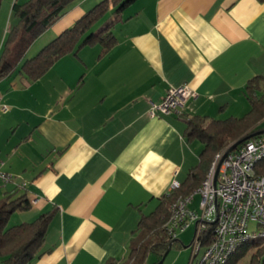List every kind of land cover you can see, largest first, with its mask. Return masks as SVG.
I'll list each match as a JSON object with an SVG mask.
<instances>
[{
    "label": "crops",
    "instance_id": "crops-1",
    "mask_svg": "<svg viewBox=\"0 0 264 264\" xmlns=\"http://www.w3.org/2000/svg\"><path fill=\"white\" fill-rule=\"evenodd\" d=\"M95 1L70 5L22 63ZM123 15L107 52L83 47L35 82L18 69L0 80V172L17 186L27 183L19 191L0 180V200L13 194L30 201L11 216L13 226L53 213L33 264L126 262L142 216L199 162L202 144L186 138V119L243 117V90L264 75L258 0H139ZM183 85L196 94L188 113L149 117L170 87ZM180 244L176 238L171 250Z\"/></svg>",
    "mask_w": 264,
    "mask_h": 264
},
{
    "label": "trees",
    "instance_id": "trees-1",
    "mask_svg": "<svg viewBox=\"0 0 264 264\" xmlns=\"http://www.w3.org/2000/svg\"><path fill=\"white\" fill-rule=\"evenodd\" d=\"M75 1L29 0L21 5L14 3L12 14L16 24L7 32L0 54V80L18 69L29 82H35L60 58L75 55L83 47L100 46L103 52H107L116 44V25L125 21L123 14L139 0H102L71 28L22 63L34 41L59 21ZM258 1L264 4V0ZM1 3L2 0L0 6ZM102 19H105L102 28L93 31V27ZM243 94L249 110L241 118L215 120L191 116L186 119V138L202 144L198 164L188 172L178 189L163 195L155 210L142 216L127 261H110L107 264H145L149 255L156 257L154 264H157L170 244L173 243L171 248L176 244V239L171 240L164 229L176 201L194 194L202 186L216 154L234 143L241 142V146L264 135H255L264 131L258 128L264 122V75L252 78ZM254 170L256 175L264 177V160L255 164ZM29 208L30 201L25 195L15 198L13 194L7 195L0 202V264H33L43 254L46 230L53 213L44 214L32 223L8 227L14 213ZM245 257H248L247 264H264V239L241 241L225 264H239Z\"/></svg>",
    "mask_w": 264,
    "mask_h": 264
},
{
    "label": "built area",
    "instance_id": "built-area-1",
    "mask_svg": "<svg viewBox=\"0 0 264 264\" xmlns=\"http://www.w3.org/2000/svg\"><path fill=\"white\" fill-rule=\"evenodd\" d=\"M196 94L187 85L170 87L159 104H152L148 115L186 114ZM216 154L202 186L192 195L179 198L164 229L171 240L195 224L190 264H225L243 240L264 239V177L254 166L264 160V135L238 146L225 158L228 149ZM224 158V159H223ZM0 180L14 183V178L0 172ZM22 189L27 183H20ZM179 188L174 183L170 191ZM199 209H191L195 196ZM37 200L32 201L36 204ZM258 227L253 234L249 225ZM202 253L199 261L198 255Z\"/></svg>",
    "mask_w": 264,
    "mask_h": 264
},
{
    "label": "rangeland",
    "instance_id": "rangeland-1",
    "mask_svg": "<svg viewBox=\"0 0 264 264\" xmlns=\"http://www.w3.org/2000/svg\"><path fill=\"white\" fill-rule=\"evenodd\" d=\"M15 1L16 0H12L13 3H15ZM19 1H20L19 3L22 2V0H19ZM27 1H29V0H26L24 2L26 3ZM84 1H87V0H84ZM100 1H102V0L95 1V3H93V5L88 10L93 8ZM5 2H6V0H2V3H1L2 6H0V41L2 42V38L4 37L3 38V40H4L3 46L5 45L6 38H7V28L9 27V29H8V31H9L13 27V22H14V20H13L14 17L9 15L10 14L9 8L6 9V6L5 7L3 6ZM7 2H9V0ZM24 2H23V4H25ZM129 11H131V10H129ZM112 19H115V17H112ZM104 23H105V19H102L98 24H96L93 27V31H96V30H99L100 28H102ZM39 44L40 43L37 44L35 49L33 48L32 51L28 53V56H27L28 58L35 56L37 54V52H39V50L41 49V47H38ZM36 48H37V51H36ZM38 48H40V49H38ZM3 49H4V47H3ZM13 184H14V187L21 188L20 186L16 185L17 183H13ZM19 191H22V188ZM2 201L3 200H0V202H2ZM199 202H200V198H199V196L196 195L194 197L193 206H191V208L196 209V210L199 209ZM15 217L16 216H13L9 220L8 227L13 226V223L15 221ZM249 226H250L249 227L250 234H253L252 229H253V231H257V229H258V227L253 225V224H250ZM194 232H195V224L191 223L186 230H184L181 233H178L177 238H178V240L181 241V244H180L181 246H179V248H173V250H170V252L166 256L163 264H190L191 263V261H192V241H193V237H194ZM201 257H202V253H200L198 255L195 262L199 261L201 259ZM153 261H154V256L150 255L147 257L145 264H153ZM247 263H248V257H245L241 262H239V264H247Z\"/></svg>",
    "mask_w": 264,
    "mask_h": 264
},
{
    "label": "water",
    "instance_id": "water-1",
    "mask_svg": "<svg viewBox=\"0 0 264 264\" xmlns=\"http://www.w3.org/2000/svg\"><path fill=\"white\" fill-rule=\"evenodd\" d=\"M261 134H264V131H261V132H259V133H256L255 135H261ZM240 144H241V142L234 143V144L228 149V151H227L226 155L224 156V158H225L229 153H231L232 151H234V150H235ZM224 158H223V159H224ZM172 244H173V243H172ZM172 244H170L169 249L165 252V254L163 255V257L161 258V260H160L157 264H163V262H164L166 256L168 255V253H169L170 250H171V246H172Z\"/></svg>",
    "mask_w": 264,
    "mask_h": 264
}]
</instances>
